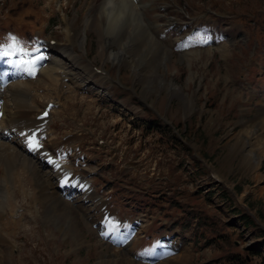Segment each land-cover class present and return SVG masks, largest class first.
Here are the masks:
<instances>
[{
  "label": "rangeland",
  "instance_id": "374dc122",
  "mask_svg": "<svg viewBox=\"0 0 264 264\" xmlns=\"http://www.w3.org/2000/svg\"><path fill=\"white\" fill-rule=\"evenodd\" d=\"M20 1L22 0H0V49L6 47L10 51V42L8 43L6 38L7 28L1 26H12L14 27L11 28L12 30L20 33L21 26L23 30H30L31 34L39 36L37 41L28 44L30 48L28 50H31L30 57L35 58L37 52H46L51 56L54 54L66 72L59 77L60 84L56 90L46 78L44 81V73H38L36 70L33 74L36 79L28 80L29 89L24 91L19 85L16 86L18 89L8 86L11 91V101H9L12 102L11 104L14 103L13 108L16 110L35 111V107L44 106L49 99L52 101L54 99L56 108L48 115L47 126L51 133L43 134L45 136L38 135L45 152L38 148L35 153L26 147L22 149L23 145L22 147L19 145L18 148L23 151L20 153L16 150L15 155L6 151V148L3 150L0 148V198L2 197V203L4 200L8 201L4 207L2 203L0 205V225L6 219V221L10 220L9 217H12L10 221L14 224L15 221L18 223L16 227L14 226V230L20 225L22 213L18 211L13 212L17 215L12 213V210L16 209L13 203L15 201L22 208H26V211H23L25 217L22 228L29 225L31 231L24 237L25 242L21 243L18 238H14L12 243L17 244L19 248L12 253L8 248L12 243L7 235L14 234L15 231L12 230L10 233L3 228L5 231L3 233L1 230L3 234L0 232V264H152L149 250H146V255L141 258L134 257L135 245L122 250L121 244L126 237L121 241L113 238L111 233L105 234L104 231L107 233L111 230L109 228L104 230L108 224L105 223L106 221L102 226L99 223L103 220L100 210L101 205L109 203L99 201L94 206L95 209L90 212L92 217L89 220L82 213L89 209L88 204L83 203L79 209L68 201L66 195L62 197L57 189V180L60 181V175L62 176L66 170L63 168V162L57 158L70 166L72 172L82 171V174L88 178L93 177L95 172L100 173L105 179L106 172L111 170L115 178L113 182L118 188L122 183L118 179L120 175L118 158L124 156L126 159H132L134 155L144 163L148 171L153 169L155 161L160 164L157 163L158 167L169 171L170 179L162 183L166 186L165 190L170 192L174 190L172 197L175 196L179 200L184 198L188 202V205L183 207L170 202V207L178 216L179 222L189 221L186 213L182 211L186 212L188 206L199 202L200 195L194 197L195 194H184L188 191L182 193L176 189L188 188L191 185V190L205 192V199L201 198L199 203H206V207L203 208L206 214L201 212L198 221L206 226L208 223L203 217L214 215L216 226H221L219 229L224 230L225 240L230 241L226 246L217 241L212 245L201 247L208 253L212 251L213 255L215 254L214 261L209 264H264V153L258 157V162V158L256 161H250L256 148H260L261 144V147H264V93H262L264 91V0H138L141 12L139 30L142 33H136L138 31L136 23L131 22L127 29L126 25L125 35L123 34L124 45L120 46V51L115 42L116 37L113 36H110V40L106 41L104 48L100 50L101 35L104 34L105 29L98 24L87 22V18L93 17L98 11L103 0H23L22 5L18 3ZM3 2L5 5H2ZM165 9L168 13L164 12ZM71 19H78L74 28H71ZM100 20L105 23V17L100 16ZM82 28L85 37L81 41ZM212 29L216 30L218 37L222 33L219 39L212 37ZM115 30L121 33L119 28ZM223 33L233 36L229 50L228 45H224ZM51 38L56 39L57 43L49 49L46 43ZM117 51L120 56L129 55L130 60L137 67L136 70L120 60V57L118 60L109 57L110 52ZM184 52L187 53L183 55ZM155 54H159L160 60L148 67L151 58L156 57ZM5 55V52H0L1 63L5 61L4 67L7 68V61L12 63V67H17V59H5ZM227 57L230 63L234 62L237 67V96H234L231 90L236 87L226 81L227 70L231 67L224 62ZM46 60L51 59L48 57ZM86 61L97 67L111 69L113 78L119 79L121 84L125 82V87L133 86L134 96L143 95L154 103L156 100L153 97L158 91L161 92L157 109L162 112L166 111L169 103L173 106V108L169 107L168 113H172V120L179 133L175 137V142L171 143L175 147H167L160 143L159 137H155L156 131H151L157 127L146 125L140 119L137 115L140 110L138 105L130 101L129 91H121L120 88L123 87L117 83L113 87L112 80L102 81L100 74H93L89 70L92 68ZM161 62L168 63L167 72L160 69ZM18 66L24 69L20 64ZM49 68L51 69L52 66L49 65ZM154 72L159 77L155 81V86L153 80L151 81L155 78ZM69 73H73V78L80 77L82 82L72 83L73 78ZM139 75L148 77V83L151 82L150 86H154L156 91L146 93V81L144 82ZM86 76L91 79L87 81ZM170 83H173L175 87L173 89L176 90H171ZM0 86L3 85L0 83ZM166 89L172 95V97L169 95L170 102L166 98ZM121 92L127 94L121 95ZM143 116L148 122L155 121L149 111ZM39 123L37 122L38 125ZM137 125L143 129L138 130ZM17 126L21 129L25 128L21 132L29 131L25 125ZM33 127L35 125L31 126V129H34ZM69 131L75 134V138H66ZM98 136L111 137L112 142L116 143L114 144L118 150L116 158L111 157L106 150L101 151L95 146V139ZM54 139L61 141L60 148L54 149ZM72 141L78 149L62 147V144L72 145ZM108 144L109 146L111 144L109 140ZM248 150L252 152L247 154ZM23 157L26 160H23ZM197 157H200V160L204 157L208 166L214 168L220 175L226 170L231 172L230 182L237 181V207L231 199L236 197L235 192L231 198L226 196L222 198L217 185L206 184L209 180L205 178L206 173L201 171L202 164ZM15 162L18 163V169H8ZM109 162H114L115 165ZM23 163L27 172L22 173V176L19 165ZM135 168L136 173L141 170L138 165H135ZM30 172L31 177L36 175V178H31L30 183L34 189H30L23 178ZM7 180H10L9 183L2 185ZM13 181L17 184L14 185ZM10 182L13 188L9 187ZM97 183L100 182L97 180ZM117 188L114 189V193L108 194L113 200L109 208L112 205L118 208L114 212L109 210L108 222L122 220L130 229L132 225L129 221L136 223L140 209L131 208L130 202L135 203V208H138L134 195L126 194L123 200V194ZM98 191L101 192L100 189ZM102 193L106 195L105 190ZM189 195L192 196V201L190 197L188 198ZM37 197L46 204L44 209L50 203L49 214L44 213ZM87 198L91 199L92 195H87ZM77 199L78 197L75 201ZM162 199L167 202L171 200L167 195ZM138 202L140 204L142 201ZM151 202L153 205L161 204L156 198ZM35 206L36 209L31 214V208ZM170 207L168 205V208ZM200 208L194 207L193 210ZM15 209L14 211L17 210ZM30 214L32 219L29 217ZM125 217L127 219L123 220ZM250 220L255 221V224H251ZM92 223H98L97 228L101 227L100 231L104 232L105 237L99 234ZM159 225L154 223L150 227H145V230L148 229L146 235L134 226V235L139 237L136 238L138 243L144 244L152 237H160L168 226ZM169 226L170 229L175 228ZM201 228L203 230V227H189L186 223L182 231H179L181 237L179 239L188 236V239H185L188 244L191 240L189 230H194L195 235L202 231ZM168 231L171 234L173 230ZM126 233L128 235L129 232ZM235 239L237 246L235 242L232 245ZM189 246L191 244L185 246V249ZM193 250L198 248L193 246ZM160 253H168V250L157 252ZM185 258L176 254L166 260L165 264H198L204 256L194 255L191 259Z\"/></svg>",
  "mask_w": 264,
  "mask_h": 264
},
{
  "label": "bare ground",
  "instance_id": "6f19581e",
  "mask_svg": "<svg viewBox=\"0 0 264 264\" xmlns=\"http://www.w3.org/2000/svg\"><path fill=\"white\" fill-rule=\"evenodd\" d=\"M139 1L138 0H103L101 5H100V8L98 9V11L95 13V15L93 17H90L89 19L87 18V22H90V23H93V24H98L99 27L101 28H104V34L101 35V40H100V50L104 48V43L108 40H110V36L112 37H116V43L118 44L119 46V51H120V46H122L123 44V34L125 35V26H126V29L128 26H130L129 24L131 22H134L137 24V30L136 33H139L142 31L139 30L141 27V12H140V5H139ZM142 15H143V12H142ZM100 16H103L105 17V23L102 22L100 20ZM78 20V19H77ZM77 20L75 19H71L70 21V25H71V28H74L76 25H77ZM80 22V21H79ZM81 24V23H80ZM89 24V23H88ZM87 24V26H88ZM83 25V24H82ZM80 25V26H82ZM132 25V24H131ZM136 26V25H135ZM70 27V26H69ZM67 28V27H66ZM115 28H119V32L121 33H118L116 32ZM87 29V28H86ZM68 32V30H66ZM70 31V30H69ZM102 30H100V33H101ZM144 31V30H143ZM135 32V31H134ZM70 33V32H69ZM72 33V32H71ZM84 30L83 28L81 29V33H80V40L82 41L84 39ZM78 35V34H76ZM136 35V34H135ZM141 35V34H140ZM140 37V36H139ZM69 38V37H67ZM66 38V39H67ZM154 43H157V42H154ZM79 44V43H78ZM107 44V43H106ZM124 45V44H123ZM73 46V45H72ZM159 46V45H158ZM48 48V47H47ZM18 49H20L18 47ZM161 49V48H160ZM42 51V50H41ZM48 51V49H47ZM119 51L117 52H110L109 53V57L112 58V59H117L120 57L122 61H125L126 64H128L130 67H132L133 69L136 70V66H135V63H132V61L130 60V57L129 55L124 57V55L120 56L121 54L119 53ZM21 53L20 52H16L14 57H11V58H14L15 60L17 59V63L20 64V58L22 59L23 57L21 56ZM154 56L156 57H152L151 58V62L149 63V66H152L153 64L157 63V60H160L159 59V54H155ZM5 59L8 58V56L5 55ZM50 57L51 60L47 61L46 58ZM1 58V56H0ZM60 58V57H59ZM9 59V58H8ZM32 60V59H31ZM30 60V61H31ZM33 60H35V64H28L27 65V69L30 71V69L32 68H35L36 72L38 71V73H41L43 72L45 75L44 77V81H45V78L47 79V81L49 82V84L53 87V89L55 88V90L58 88L59 86V81H60V76L61 75H65V72L66 70L64 71V67L63 65L58 61V58L52 54L49 55L48 53L46 52H37V55L35 58H33ZM72 61V60H71ZM5 62V61H4ZM4 62L1 63L0 61V83L3 85L2 87L0 86V148H6V151H8L10 154H14L16 155V150L19 151L20 153H22L23 150H20L18 148V146L20 145V147H22L21 145H23V148L26 147V148H29L27 146V143H26V138L24 136H22L20 133L22 130H24L25 128H20L18 127L17 125H25L26 127H28V130L29 131H26V132H30L32 130H37V138H38V135H43V134H46V133H51V130L49 129V127L47 126V122L49 120H47L42 126L37 124V122H40L42 119H40V117H38V113L40 112V110H37L39 107H35V111L32 109L30 111H21L20 109L16 110V108H13V104H11L12 102L11 101V91L10 89L8 88L9 87H16V86H22L21 89L22 90H26V89H29L30 87V83L28 82L29 79L33 78V74L31 73L30 71V75H26L24 73V69L20 68L17 64V67L13 66L12 67V63L7 61L8 62V66L7 68L4 67ZM6 62V63H7ZM121 62V61H120ZM10 63V64H9ZM49 65L52 66V68L50 69L49 68ZM73 65V64H72ZM67 66V65H66ZM90 66V65H89ZM69 67V66H68ZM68 69V68H67ZM70 70V69H69ZM75 73V72H74ZM86 73V72H85ZM73 74V73H72ZM71 73H69V75L72 76ZM140 74V73H139ZM145 74V73H144ZM150 74V73H149ZM28 76V77H26ZM26 77V78H25ZM88 76H86L85 78H87ZM139 77L147 84L146 88H145V91L146 93L148 92H152V91H156V89H154L155 87V81L156 79L158 80L159 77L158 75L156 74V72H154V77L153 79H151V81L153 80V83H154V86H150V84L148 83V80L147 78L148 77H145L144 75H139ZM69 78V77H68ZM73 78V76H72ZM80 78V77H79ZM79 78H73L72 79V83H75L77 81L78 82H82V80L80 81ZM11 81H10V80ZM36 79V78H35ZM89 81V79H91L90 77L87 78ZM38 80V79H37ZM31 81V80H30ZM85 81V82H87ZM32 82V81H31ZM84 82V83H85ZM161 82V81H160ZM159 82V83H160ZM87 84V83H86ZM162 84V83H161ZM170 88L171 90H176V89H173L175 87H173V83H170ZM47 86V85H46ZM177 87V86H176ZM95 88V87H94ZM15 89H18L17 87ZM47 89V88H46ZM97 89V88H96ZM177 89H179L177 87ZM13 90V89H12ZM20 90V89H19ZM17 92V91H16ZM59 92V91H58ZM14 93V92H12ZM45 93V92H44ZM60 94V93H59ZM58 94V95H59ZM41 95V94H40ZM32 97V96H31ZM36 97V96H35ZM27 98V97H26ZM48 99V97H46ZM67 98V97H66ZM10 100V101H9ZM13 100V99H12ZM44 100V99H43ZM50 100V99H49ZM68 100V99H67ZM54 101V99H53ZM35 102V101H34ZM65 102V101H64ZM42 103V102H41ZM35 104V103H34ZM25 107V105H24ZM23 108V107H22ZM59 108V107H58ZM7 110V111H6ZM51 114H52V111H51ZM44 119V117H43ZM37 124V126H36ZM35 125V127H33L34 129H31V126ZM24 127V126H23ZM64 134V133H63ZM42 138V137H41ZM55 140V139H54ZM73 140V139H72ZM38 141H39V144L41 145L40 146V149L44 151L45 148L42 147V143H41V140L38 138ZM69 143V142H68ZM71 145V144H70ZM262 145V144H261ZM260 145V148L258 147V149L256 148L255 150V154L253 155V159H250L251 160H254L256 161V159L258 157H260V155L262 153H264V147H261ZM54 149L56 148H60L61 147V141L58 140H55V144H54ZM48 149V148H47ZM50 149V148H49ZM15 151V152H14ZM42 151V152H43ZM52 151V150H51ZM45 152V151H44ZM53 152V151H52ZM248 153L247 154H250V152H252V150H248L247 151ZM2 153V152H1ZM51 153V152H50ZM54 154V153H52ZM42 155V154H41ZM44 155V154H43ZM49 155V154H48ZM47 155V156H48ZM46 156V154H45ZM50 156V155H49ZM35 157V156H34ZM53 157V156H52ZM24 159L23 160H26L25 157H23ZM39 157H37L38 159ZM50 159V157H48ZM59 158H57L58 160ZM15 161V160H14ZM47 161V160H46ZM259 161V158L257 160V162ZM13 162V161H12ZM49 162V161H48ZM9 163V162H8ZM25 163V162H24ZM24 163L20 166L19 165V172L22 174H24V172H27L25 170V166ZM10 164V163H9ZM28 164V163H27ZM61 164V163H60ZM18 163L15 162L14 165L12 166H9L8 169L10 170H16L18 169ZM28 167V165L26 166ZM7 169V167H6ZM27 169V168H26ZM30 171V170H29ZM44 172V171H43ZM47 173V172H46ZM13 174V172L11 173ZM22 174V176H23ZM57 174V173H56ZM63 174V173H62ZM35 175V173H34ZM7 176V175H6ZM36 176V175H35ZM35 176H32L31 177V172L30 174H27L25 175L24 178V181L26 184H29L28 187L31 189L33 187H31L30 183H31V178L33 179L36 178ZM46 176V175H45ZM215 176V175H213ZM44 177V176H43ZM49 177V176H48ZM61 177V175H60ZM46 178V177H45ZM51 178V177H50ZM61 179V178H60ZM37 179H35L36 181ZM50 180V179H49ZM10 180H7V181H4V184L2 185H7L9 183ZM12 181V180H11ZM47 181V180H46ZM14 182V181H13ZM18 182V181H17ZM34 182V181H33ZM32 182V183H33ZM16 181L14 182V185ZM35 183V182H34ZM38 182H36V186L38 187L39 185L37 184ZM47 183V182H46ZM35 185V184H34ZM9 187L10 188H13V184H9ZM15 187V186H14ZM36 187V188H37ZM9 188V189H10ZM53 188V187H52ZM34 189V188H33ZM5 190V189H3ZM31 193V192H29ZM50 192H48L49 194ZM60 193V192H59ZM53 194H56V193H53ZM57 195V194H56ZM53 196V195H52ZM51 197V196H50ZM57 197V196H56ZM33 198V197H32ZM54 198V197H53ZM60 199V197H59ZM51 200V199H50ZM54 200V199H53ZM46 201V200H45ZM8 202L6 200L3 201L2 203V197L0 198V205L1 203L3 204L2 207L5 206V203ZM51 202V201H50ZM63 202V201H62ZM14 203V202H13ZM64 203V202H63ZM15 204V203H14ZM13 205V204H12ZM13 208V207H12ZM15 209V208H14ZM14 209L12 210V213L13 212H17L14 211ZM47 209V207H46ZM11 210V209H10ZM10 213V212H9ZM14 214V213H13ZM11 215V214H9ZM14 215H17V213H15ZM13 216V215H12ZM9 217V216H8ZM12 219V217H9ZM8 218V219H9ZM10 219V220H11ZM5 220V219H4ZM7 220V219H6ZM4 223H1L3 224V228L6 229L5 231H10V233L12 232V230L14 231V226L16 227L18 223H16L17 221H15V224L13 223V221L11 222L10 220L6 221ZM17 220V219H16ZM19 221V220H18ZM11 224H10V223ZM13 223V224H12ZM169 252V251H168Z\"/></svg>",
  "mask_w": 264,
  "mask_h": 264
},
{
  "label": "snow or ice",
  "instance_id": "6c2138e0",
  "mask_svg": "<svg viewBox=\"0 0 264 264\" xmlns=\"http://www.w3.org/2000/svg\"><path fill=\"white\" fill-rule=\"evenodd\" d=\"M187 46V45H185ZM14 52H20L22 56H28L29 53L27 51H24L23 49H18L16 48V44L13 43L11 46H10ZM8 54H12V53H8ZM35 60H32V61H28V60H21L20 63H23V64H35ZM31 73L34 74V71L35 69L34 68H31L30 69ZM47 112H44L43 115L44 116H47ZM37 130H32L30 132H21L20 134L22 136H24L26 138V143H27V146L29 147L30 150H37L38 148H40V144H39V141H38V138H37ZM65 183H68V177H65V180H64Z\"/></svg>",
  "mask_w": 264,
  "mask_h": 264
},
{
  "label": "crops",
  "instance_id": "0c3cea01",
  "mask_svg": "<svg viewBox=\"0 0 264 264\" xmlns=\"http://www.w3.org/2000/svg\"><path fill=\"white\" fill-rule=\"evenodd\" d=\"M234 140H235V144H236L237 143V132H236V138H234ZM222 144H224V143H222ZM230 175H231V172H227V170L224 172L223 175H221L223 177V180L225 181V185H223V187L218 186V188L220 189L219 194H221L222 198H226V197L231 198L232 193L235 192L236 197L231 198V199H232V201H234V203L236 205V203H237V186H236L237 181L230 182L231 181L230 177H229ZM227 188H229L230 190L227 191L226 190ZM222 203H224V202H222ZM236 207H237V205H236Z\"/></svg>",
  "mask_w": 264,
  "mask_h": 264
},
{
  "label": "flooded vegetation",
  "instance_id": "af4514ba",
  "mask_svg": "<svg viewBox=\"0 0 264 264\" xmlns=\"http://www.w3.org/2000/svg\"><path fill=\"white\" fill-rule=\"evenodd\" d=\"M167 92V91H166ZM161 94L159 95V97H158V99H157V102H156V104H155V106H158V102L160 101V99H161ZM172 96V95H171ZM169 97V93L167 92V97L166 98H168ZM165 98V99H166ZM159 107V106H158Z\"/></svg>",
  "mask_w": 264,
  "mask_h": 264
}]
</instances>
